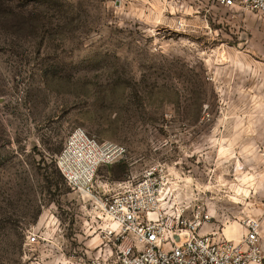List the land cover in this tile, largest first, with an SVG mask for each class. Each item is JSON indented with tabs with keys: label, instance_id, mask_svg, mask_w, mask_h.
<instances>
[{
	"label": "rangeland",
	"instance_id": "obj_1",
	"mask_svg": "<svg viewBox=\"0 0 264 264\" xmlns=\"http://www.w3.org/2000/svg\"><path fill=\"white\" fill-rule=\"evenodd\" d=\"M253 63H264V24L245 8L0 0V264H94L114 248L109 220L57 165L79 127L127 148L96 184H132L162 162L169 209L210 210L220 229L264 215V200H245L264 197L263 173L254 188L248 172L264 158L250 156L249 138L236 141V118L252 112L246 92L261 79Z\"/></svg>",
	"mask_w": 264,
	"mask_h": 264
},
{
	"label": "built area",
	"instance_id": "obj_2",
	"mask_svg": "<svg viewBox=\"0 0 264 264\" xmlns=\"http://www.w3.org/2000/svg\"><path fill=\"white\" fill-rule=\"evenodd\" d=\"M212 1L248 9L264 24V0ZM126 153L123 144L99 140L79 127L69 133L57 154V165L68 185L91 196L97 210L110 222L106 234L114 238V248L97 257L94 264H264L260 219L243 217L245 232L237 241L228 238L223 228L212 227L210 210L168 208L165 200L174 188L165 163L149 166L132 184H96L99 167L120 160ZM28 238L38 241L39 232L29 231Z\"/></svg>",
	"mask_w": 264,
	"mask_h": 264
},
{
	"label": "crops",
	"instance_id": "obj_3",
	"mask_svg": "<svg viewBox=\"0 0 264 264\" xmlns=\"http://www.w3.org/2000/svg\"><path fill=\"white\" fill-rule=\"evenodd\" d=\"M248 56L254 59L253 55L248 54ZM251 66H252L251 71L253 73L257 72L258 76L261 79L258 81L257 85L252 86L246 92L247 93L246 104L249 105L252 112H251V115L248 117L236 118V126H237L236 141H237V148L238 146H241V148H243L245 141H247V138H249L251 140L250 149L252 151L250 156L252 158H257L259 160V159L264 158V63L263 65H255L253 63ZM244 92L245 91L243 90L242 91L243 95H244ZM248 94H251L252 97L249 98ZM218 121H220L218 122L219 125H223V121H224L223 118H219ZM221 135H224L223 131ZM241 163H242L241 169L244 170L243 160H241ZM251 167H252V171H248V172L252 173V178L250 179L253 185L252 187L259 188L260 182H261L260 174L263 173L264 175V162L261 164H258L257 166L252 165ZM248 199L249 200H264V197L254 195L252 197L245 198V200H248ZM241 200H244V198H241ZM257 218L261 220L260 243L262 247L264 248V215L258 216ZM242 228H243V234H244L245 229L243 226ZM243 234L239 233V234L234 235L232 232H230L228 234L229 235L228 237L238 240Z\"/></svg>",
	"mask_w": 264,
	"mask_h": 264
},
{
	"label": "bare ground",
	"instance_id": "obj_4",
	"mask_svg": "<svg viewBox=\"0 0 264 264\" xmlns=\"http://www.w3.org/2000/svg\"><path fill=\"white\" fill-rule=\"evenodd\" d=\"M240 223L239 222H237V221H232V222H227L226 224H225V226H224V231L226 232V234L228 235L230 232H232V230L236 227V226H238ZM113 226H115V224L113 223ZM223 231V232H224ZM225 234V233H224ZM225 234V235H226ZM243 234V233H242ZM226 235V236H227ZM229 236V235H228ZM227 236V237H228ZM241 237H242V235H241ZM241 237L238 239V240H240L241 239ZM229 238V237H228ZM233 239V238H232ZM236 240V239H235ZM237 240V241H238Z\"/></svg>",
	"mask_w": 264,
	"mask_h": 264
},
{
	"label": "trees",
	"instance_id": "obj_5",
	"mask_svg": "<svg viewBox=\"0 0 264 264\" xmlns=\"http://www.w3.org/2000/svg\"><path fill=\"white\" fill-rule=\"evenodd\" d=\"M50 158H51L52 161L54 160V159H53V158H54L53 156H51Z\"/></svg>",
	"mask_w": 264,
	"mask_h": 264
}]
</instances>
